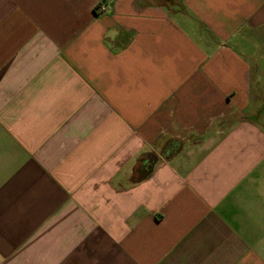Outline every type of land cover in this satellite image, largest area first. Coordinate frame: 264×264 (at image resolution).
<instances>
[{
	"label": "crops",
	"instance_id": "1",
	"mask_svg": "<svg viewBox=\"0 0 264 264\" xmlns=\"http://www.w3.org/2000/svg\"><path fill=\"white\" fill-rule=\"evenodd\" d=\"M0 264H264V0H0Z\"/></svg>",
	"mask_w": 264,
	"mask_h": 264
},
{
	"label": "trees",
	"instance_id": "2",
	"mask_svg": "<svg viewBox=\"0 0 264 264\" xmlns=\"http://www.w3.org/2000/svg\"><path fill=\"white\" fill-rule=\"evenodd\" d=\"M158 161L159 157L155 154H142L134 171L135 180L137 181L136 183L150 178L155 167L157 166Z\"/></svg>",
	"mask_w": 264,
	"mask_h": 264
},
{
	"label": "built area",
	"instance_id": "3",
	"mask_svg": "<svg viewBox=\"0 0 264 264\" xmlns=\"http://www.w3.org/2000/svg\"><path fill=\"white\" fill-rule=\"evenodd\" d=\"M105 11H107V7H101V11L100 12H105Z\"/></svg>",
	"mask_w": 264,
	"mask_h": 264
}]
</instances>
